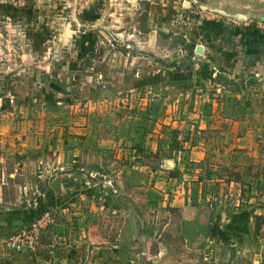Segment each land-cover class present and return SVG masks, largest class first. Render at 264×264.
Wrapping results in <instances>:
<instances>
[{
    "label": "crops",
    "instance_id": "crops-1",
    "mask_svg": "<svg viewBox=\"0 0 264 264\" xmlns=\"http://www.w3.org/2000/svg\"><path fill=\"white\" fill-rule=\"evenodd\" d=\"M218 3L264 10V0H29L20 9L0 4V133L2 140L23 134L26 145L14 154L26 160L38 156L34 164H21L0 148V264H183L170 244L157 243V250H150L146 240L155 241L158 233L154 225L147 228L140 209L134 225L139 230L146 225V230H135L137 242L93 238V221L102 215L113 219L122 209L89 185L81 166L87 149L82 139L90 137L87 123L97 107L108 102L105 97L113 103L138 98L139 105L161 102L172 121L169 143L156 139L139 154V172L158 175L156 185L163 186L159 180L169 173L162 170L170 169L169 162L174 169L169 158L177 154L170 140H179L183 127L194 138L189 160L200 162L208 156L199 131L212 128L215 117L205 109L227 105L226 89L212 80L222 75L240 82L264 81V21L241 23L207 14L185 34L169 24L181 7ZM101 21L103 32L84 27ZM197 51L199 59L193 64L189 57ZM85 109L87 118L82 116ZM19 115L22 121L15 123ZM33 138L38 146L27 145ZM239 169L229 168L224 178L209 180V194L201 202L200 197L193 200L198 207H191L185 197L167 200L168 208H190L192 217L179 221V236L183 250L204 254L201 264H210L209 254L216 247L230 244L245 250L251 238L260 246L256 263L264 264V195L250 197L258 182L247 181L237 174ZM33 171L37 176L28 180ZM174 181L171 178L169 185ZM119 217L124 225L131 223L130 216ZM35 223L38 247L22 252L5 248L10 233Z\"/></svg>",
    "mask_w": 264,
    "mask_h": 264
},
{
    "label": "rangeland",
    "instance_id": "rangeland-1",
    "mask_svg": "<svg viewBox=\"0 0 264 264\" xmlns=\"http://www.w3.org/2000/svg\"><path fill=\"white\" fill-rule=\"evenodd\" d=\"M252 84L253 87H250ZM227 90L229 89L224 90L226 92L223 97L227 105L205 109L208 114L212 112V116L215 117L212 128L199 131L201 134L199 139L208 145V156L200 162L189 160L188 151L194 138L190 136L192 132L187 127H183L179 131L180 139L170 140L177 154L169 158L175 163L174 169L171 163L170 169L164 166L166 169L162 170L166 174L169 173L168 176L159 180V182H165L163 186L156 185L158 175L155 174L152 177L150 173L139 172L135 165L141 164L139 154L156 139H159L161 143H169L172 135V121L165 113L166 107L161 102L160 104L147 102L146 105H139L138 98L124 103H113V100L105 97L108 102L104 103L103 107H97L99 111L96 109L95 118L87 123L91 134L90 137L85 135L82 139L87 149L82 155L81 166L91 188L95 187L97 191L111 196L122 211L113 219L102 215L94 220L91 225L94 228V239L110 243L118 237H126L130 239V243L137 242L134 238L135 230L139 229L138 226L135 227L133 217L140 209L147 218V228L154 225L158 233L155 241H151L152 243L146 240L152 252L157 250V243L170 244L175 248V253L183 258L181 261L183 264H190L189 259L192 264H201V260L205 258L203 253L183 250L184 244L178 230L179 220L166 211L167 200H170L172 196L185 197L192 202L191 207H198L193 200L200 197L201 202L203 197L209 194L205 192L208 181L216 177L224 178L229 168H240L237 174H242L247 181L258 182L255 190H252L251 198L259 199L264 195V81L249 79L242 84L238 83V89H232L235 91L227 92ZM85 110L82 116L87 118L88 109ZM21 121V115L15 117V123H21ZM21 132L22 127H20ZM15 133L18 135L19 131ZM20 138L2 140L0 133V148H3L4 152L8 151L6 156L14 158L15 162L34 164L38 156H28L29 160H26L24 155L14 154L15 149L22 150L26 145V136L21 134ZM29 144L38 146L40 142H35L33 138L27 145ZM91 147L94 149H90ZM45 157L51 159V156L45 155ZM36 176L33 171V175H30L28 180ZM41 176L42 181L44 173ZM171 178L175 181L169 185ZM21 179L26 177H20ZM141 179L143 183H140ZM145 179H147L146 182ZM215 185L214 191L217 196L219 193L217 187L220 183ZM165 187H168L169 191L163 192ZM25 190L27 194H30L29 189L25 187ZM246 192H250V189ZM163 202L166 204H162ZM24 204L22 202L19 205ZM163 205L166 207H161ZM119 215H124L126 218L130 216L131 223L129 224L128 220V223L124 225L123 217ZM123 226H125V233H120ZM145 227L139 231L144 232ZM247 244L248 247L245 250L237 249L230 244L220 249L216 247L213 252H210L211 259L208 260L210 264H257L255 255L260 246L252 238L247 241Z\"/></svg>",
    "mask_w": 264,
    "mask_h": 264
},
{
    "label": "built area",
    "instance_id": "built-area-1",
    "mask_svg": "<svg viewBox=\"0 0 264 264\" xmlns=\"http://www.w3.org/2000/svg\"><path fill=\"white\" fill-rule=\"evenodd\" d=\"M29 0H0L1 5L11 6L16 9L25 8ZM210 13L201 11L198 7L183 8L177 12L169 20V24L173 29L179 30L184 34L188 31L195 20L202 19L204 15ZM177 56L183 57V51L179 50ZM199 59L197 52L189 57V61L196 64ZM40 245L39 227L38 223L31 225L29 228L20 229L10 233L5 240V248L13 252H22L27 249H35Z\"/></svg>",
    "mask_w": 264,
    "mask_h": 264
},
{
    "label": "water",
    "instance_id": "water-1",
    "mask_svg": "<svg viewBox=\"0 0 264 264\" xmlns=\"http://www.w3.org/2000/svg\"><path fill=\"white\" fill-rule=\"evenodd\" d=\"M199 9L203 12L229 18L236 22H241V23L247 22L248 20H255L259 22L264 21V10H260V11H254L249 9L241 10V9L233 8L231 6L222 7L221 5H219V3L216 6L200 4ZM101 25H102V21L94 25H84V27L87 29H96L97 32L99 31L103 32V30H101ZM104 33H106V31H104ZM197 53L199 54V51H197ZM169 163L171 164V162Z\"/></svg>",
    "mask_w": 264,
    "mask_h": 264
},
{
    "label": "trees",
    "instance_id": "trees-1",
    "mask_svg": "<svg viewBox=\"0 0 264 264\" xmlns=\"http://www.w3.org/2000/svg\"><path fill=\"white\" fill-rule=\"evenodd\" d=\"M212 81L214 83L224 87L225 89H229L231 91H235V90H232V89H238V83L242 84V82H239V81L231 79V78H226V77H224L222 75H217ZM67 173L68 172L66 170V171H64L62 173H59V175L63 176V175H66ZM166 211L169 212L174 218H176L179 221L181 219H189V218L192 217V212H191L190 208H188L186 206L184 208H166ZM137 213L139 214V216H141V213L138 210H137ZM257 222H258V220H257ZM257 228L258 227H255V229L253 231L254 237H256L257 234H258V229ZM146 255H148L147 251H146Z\"/></svg>",
    "mask_w": 264,
    "mask_h": 264
}]
</instances>
